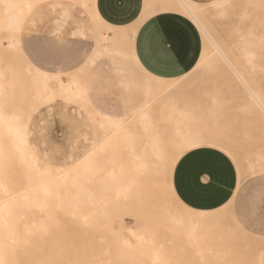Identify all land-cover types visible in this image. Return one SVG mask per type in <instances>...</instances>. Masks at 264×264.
<instances>
[{"label":"rangeland","instance_id":"374dc122","mask_svg":"<svg viewBox=\"0 0 264 264\" xmlns=\"http://www.w3.org/2000/svg\"><path fill=\"white\" fill-rule=\"evenodd\" d=\"M75 1L28 0L29 5H34L29 8L28 3L20 0L11 11L14 13L18 8L22 10L21 5L25 6L22 10L25 13L24 20L16 30L9 25L11 13L7 11L5 0H0L1 51L3 47V54L0 51V113H5L27 127L30 149L35 153V167H38L37 170L34 169L32 164L34 159L30 160V157L25 161L15 160L9 138L7 139L9 135L0 132V139L5 142L4 149L0 150V175L3 178L0 184L3 182L11 189L5 192L0 186V208L7 204V201L23 200L26 193L39 190L40 186L49 182L62 183L58 188L59 196L31 195L32 198L34 196V199L40 200L37 202L39 207L36 205L25 208L31 209L29 212L23 208L22 212L20 209L25 215L15 217L16 219L13 217L14 221L11 213L8 219H11L10 222L13 221L12 229L2 224L4 213L0 210V244L3 243L0 245V256L4 257L2 259L0 257V264H76L81 250L85 247L93 250L86 253L88 254L86 263L111 264L119 261L116 256L119 254L117 248H121L116 240L118 237L120 240L128 239L131 243V247L123 248L122 255L135 256L133 260L127 256L126 261L124 257L125 262L138 264L140 261L139 264H149L138 231L142 232L145 224L153 223H157L158 227L161 223L166 233V247L170 245L168 246L170 249L165 247L163 251L166 257L170 255L165 264H264V169L261 168L264 164V124L248 107L245 88L237 84L228 71L212 63L210 55L204 53V44L194 28L174 17L177 20L176 29L181 34L180 44L189 67L184 76L173 81L174 86L165 94L153 96L151 94L153 85L149 82L150 91L146 102L149 101L153 122L165 136V150L169 154V159L164 167L153 166L154 169L147 172L141 170L140 156L129 154L127 148L121 146L112 149L111 142H120L119 130L114 133L117 134L113 140L112 131L108 133L105 131L107 124L96 121L101 117L99 112L89 105L83 107L79 99H65L63 92L59 90L61 88L59 80L68 83L76 75L88 87L89 103L104 110L122 113L125 111V104L135 105L142 100L138 91H130L131 89L125 86L124 81L127 78L124 72L118 69L124 66L135 79L145 77L133 63L126 41L121 39L117 42V49L121 53H97L96 48L111 46V36L114 32L97 33L98 28L84 12L85 9L80 5L81 0ZM195 1L202 9L207 10L204 20L214 36L216 35L215 38L229 48L233 58H236L240 65L244 63V57L236 48V44L248 45L255 50L256 65L248 70L250 74L247 77L251 85L261 92L264 100V0H226L223 14L215 10L211 0ZM146 2L154 11L153 4L158 3L161 6L160 11H169L171 14L177 11L174 3L168 0ZM62 4H74V9L68 24L59 29L55 18ZM82 24L86 35L73 34L75 28ZM11 43L16 44L15 47ZM17 45L23 52L17 49ZM40 70L46 74H42ZM44 75L48 76L47 84L56 93L55 98L50 91L46 93L40 79L45 77ZM162 99L179 103L195 114L193 124L208 140L203 141L200 146L217 147L234 160L237 168L242 166L244 173L232 204L228 202L218 210L219 219L223 222L222 228L216 222L200 225L196 210L186 206L174 192L172 184L174 167L178 159L192 148L184 150L183 154L177 156L181 148L174 144L173 135L170 133L173 131V123L160 115ZM137 110L136 108L127 113L122 125L129 123L131 126L135 125L132 122L138 116L135 115ZM91 111L96 114H92ZM138 126L136 132L139 134L133 135L138 136L136 139L139 143L133 150L135 153H143L142 144L147 140V132L141 123ZM168 136L172 138L169 139ZM112 152L115 154H110ZM119 158L123 161V177L112 179L110 159ZM88 161L103 166V169L86 174L80 172V167ZM251 167L254 169L253 174L247 172ZM48 168L51 169L49 171H53L50 172L51 178L46 176L49 174ZM155 168L157 172H154ZM151 172L155 175L153 176ZM129 182L132 185L127 186ZM117 191L124 192L116 194ZM44 200L47 201L45 204ZM71 204H77L79 207ZM111 204L115 205L114 208ZM106 205L110 207L108 210L105 209ZM73 206L78 209L74 210L75 213L88 211L86 220H90L89 216L93 217L96 214L95 217H98V213L100 217L102 210L109 212L106 213L109 228L106 231L102 228L96 229L94 236L93 234L91 236L94 230L89 228L90 224L87 221L81 219L87 224L81 222V226L84 224L82 228L78 226L80 220L74 219L73 216L76 214L72 211L75 209ZM91 207L94 209L93 213ZM40 208L42 212L37 211L41 210ZM162 208L181 215L183 224L181 228H184V231L188 230V233L193 232L192 235L195 236L200 250L196 251L194 245L190 246L189 243L183 242L186 238L183 232L172 233L173 225L167 220ZM140 209L146 211V213L143 211L145 217L142 213H137L142 212ZM156 209L161 215L158 213L155 215ZM49 210L51 214L48 213ZM69 211H72L73 215H70ZM229 211L235 213L234 220L238 224L230 217ZM85 228L91 232L87 234ZM82 233L89 239L93 237L91 245L87 246L91 241ZM79 236L85 237V244L84 239ZM204 246L209 248L210 255L206 257L202 256ZM221 248L223 252L219 251ZM97 253L110 259L98 262Z\"/></svg>","mask_w":264,"mask_h":264},{"label":"bare ground","instance_id":"6f19581e","mask_svg":"<svg viewBox=\"0 0 264 264\" xmlns=\"http://www.w3.org/2000/svg\"><path fill=\"white\" fill-rule=\"evenodd\" d=\"M19 1L20 0H5V2L7 4L6 5L7 6V11H10V13H11L10 19H9V25H10V27L16 28V30L18 28H20L21 22H22V20H24L23 18L25 16L24 15L25 13L22 11V10H24V7L25 6L23 7L22 5L20 7V8H22V10L19 9V8H18L19 9L18 10L16 8L17 9L15 11L16 13L15 12L14 13L11 12V11H13L14 7L17 4H19ZM24 1H25V3H28V0H24ZM35 1H38V0H35ZM168 1L170 3H174V5H175V7L177 9V11L175 13L173 12L172 15L177 20L182 21L186 25H188L189 27L194 28V30L197 33L199 39L204 44V46H203L204 47V53L210 55V58H211L212 63L217 64L222 69L228 71V73L230 74V77L233 80H235L237 82V84H239L240 86H243L245 88L244 91H245V96L247 97L246 99H247V102H248V107L257 116H259L260 120L264 124V100L262 98L261 92L258 89H255L251 85V83H250V81L248 80V77H247L250 74L248 70L254 68L255 65H256L255 64V58H256V52H255V50L252 49L248 45L236 44V48L239 50V52L244 57V63L242 65H240L237 62L236 58H233V56H232L231 51L229 50V48H227L226 46H224L223 43H221L218 39L215 38L216 35L214 36V34L212 33V31L210 30V28L206 24V22L204 20L205 14L207 13V10L206 9H202L201 6L198 5L195 0H168ZM21 2H23V1H21ZM208 2H209V0H208ZM210 2H211L212 6L215 8V10L218 13H220V14L222 13L223 14V12H225L224 11V7H225V4L227 3L226 0H211ZM29 4H30V2L28 3V5ZM84 5H85V3H84ZM30 6H34V5H29V8H30ZM92 7H93V5H92ZM91 8L89 10H91ZM94 12H93L94 17H97L96 13H94ZM28 13H29V9H28ZM154 13H157V11H154L151 8V6L145 0L144 1V7H143V10H142V13H141L140 17L138 18V20L136 22H134L130 26V34H135V32L138 29V27L147 18H149ZM6 27L8 28V26H6ZM2 28H4V27H2ZM12 43H14L13 40H12ZM12 45H14V47H15L16 44H12ZM18 45L16 47H18ZM9 49H11V48H9ZM17 49H19V47ZM20 49H21V47H20ZM0 51H1V49H0ZM20 51H22V49ZM2 52H3V47H2L1 53ZM22 52H21V54H24ZM11 56H12V58H14L12 54H11ZM18 56H19V54H18ZM23 57H25V54H24ZM26 60L28 61L27 58H26ZM28 64H30V63H28ZM40 72H42V70H40ZM43 72H42V74H46V73H43ZM48 74L50 75V73H47V75ZM47 75H44L45 77H40V79H41V81L43 83L44 88L46 89V93H48L50 91V93L52 94V96L55 98V94L56 93L53 90H51L50 87H49V85L47 84V80H49L47 78L48 77ZM68 80H70V79H68ZM175 80H177V79H160L159 77L157 78L156 76L155 77L151 76V77H149L147 79V82L152 83L153 87L151 89V94L153 96L157 97L160 94L162 95V94H165L167 91H170L171 88L174 86L173 81H175ZM59 81L61 83V85H60L61 88L59 90H61V92H63V96L65 97V99H79L82 102L83 107H85V106L88 107V103L86 102V100L84 98L83 91H82L81 84H80V81L78 79V76H76V75L73 76L72 79L68 83H66V81L64 82V80H59ZM148 105H149V101L148 102H145L144 105L139 110H137V114H135V115H138V116H137V118L135 120H133L132 123L135 124L133 126H131L130 123L129 124L122 125V123L125 121V118L126 117H120V118L110 117V116H107V115H104V114H101L100 113L101 114L100 119H97V120L94 119L96 121H99L101 124H107L105 131H106V133H108V131L109 132L112 131L111 136L115 132H117V130H119L121 132L119 134L120 135V138L118 137L120 139V142L113 141L115 139V135L117 133L113 135L114 138L112 137L113 140H111V141H113V142H111L112 149L116 148V146H121L123 148H127L129 154H133L134 156H140L139 166H140L141 170L146 171V172L147 171H150V170H153L154 169L153 166L163 165V167H164V164L167 165L166 162H168V159H169V154L165 150V142H164L165 141V136L162 135V132L159 130V127L153 122L152 113H151V110L149 109V106ZM91 113L92 114H96V113H94V111H91ZM160 115L163 116V117H166L168 120L172 121V123H173V131L171 130L172 132H170V133H172V135H173L174 144L178 146V147L177 146L176 147L177 148H181V151H178L177 156L178 155L180 156L181 154H183L184 150H187L189 148H194V147L200 146L203 141L208 142L207 137L203 136L202 135V131L200 129H198L195 124H193V119L195 117V114L191 110H189L187 107H185L183 105H180L179 103H173V101H171V100H167L166 101L165 99H162L161 100V103H160ZM157 122H159V121H157ZM140 123L143 126V128L146 129V132H147V137L146 138H147V140L145 141V143L142 144V146L144 148L143 153H135L134 150H133V147H135V145L138 144L139 142L136 139L138 136L135 137V135H133V134L137 133L136 131H137L138 127H139L138 124H140ZM196 123H199V122H196ZM168 130H169V128H168ZM1 131L4 132V133H6L7 135H9V137H7V139L9 138L8 139L9 140V145L13 149V153H14V156H15L14 159L15 160H17V161L24 160L25 161L27 159V157H30V160H31V158H33V159L35 158V156H34L35 153L33 151H31V149H30V144H29L28 135H27V127L25 125L17 123L10 116L9 117L6 116L5 113H0V132ZM137 134H139V133H137ZM4 136H5V134H4ZM171 138L169 137V139H171ZM116 140H117V138H116ZM4 143H5L4 140L0 139V150H3L4 149V147H5V144ZM172 143H170V145ZM175 145H173V146L175 147ZM110 154H115V153L112 152ZM90 161L86 162L83 166H81L80 169H79V171L82 172V173H84V174H86L88 172H95V171L98 172L99 170L103 169V166H98L93 161L92 162H90ZM110 162L112 163V168H110V170L112 171L111 178L112 179H117V178L121 179L123 177L122 176V172H123V165H122L123 164L122 163L123 161H122V158L112 159V160L110 159ZM32 164L34 165V169L37 170L38 167H35L36 166L35 159H34V163H32ZM248 164H250V163H248ZM248 164H247V166H248ZM16 166H17V163H16ZM262 166H261V168L263 170L264 169V164H262ZM18 170H19V167H18ZM49 170H51V169L48 168L49 174H47L46 176H48L49 178H51L50 172H53V171H49ZM156 170L157 169L155 168L154 172H157ZM247 172L253 174L254 173V169L251 167V168L248 169ZM151 173H153V172H151ZM151 173H149V174H151ZM238 173H239V183H240V179H241V177L243 176V173H244L243 172V169H242V166H239L238 167ZM84 174L83 175L81 174V175L83 177H87ZM154 175L155 174L153 173V176ZM156 176L158 177L157 173H156ZM35 178H36V176H35ZM2 179L3 178L0 175V181ZM50 184H51V182H49V184L44 185L42 187L40 186L39 187L40 188L39 190H35V191L34 190L33 191L31 190V192L29 191L28 193L25 194V198L23 200H20V199H14L13 201H7L6 200L7 201V204L4 202L5 205L4 206H1L2 209L0 208V210H3V213H4L3 216H2V224L4 226H7L10 229H12L13 226H11V225H12V223L14 221V218L15 217L17 218L18 216H22V214H24V213H21L20 212L22 210V208L23 209H25V208H32V207L36 206L37 205V202L40 201V200L39 199H34V196L32 198L31 195H35V196L49 195V197H51L50 194H54L55 196H57L59 194L58 188L62 185V183H55V184H51V185ZM126 185L129 186V185H132V183L129 182ZM0 186H2V190H4L5 192L11 191L10 187H8L3 182L0 184ZM238 186H239V184H238ZM36 189H37V187H36ZM123 192L124 191H117L116 194H122ZM15 193H17V192H15ZM114 193H111V194H114ZM233 199H234V196L229 201V204H232ZM104 201H106V200H104ZM45 202H47V201L44 200V204H45ZM113 202H115V201H113ZM135 202L138 203L139 201H135ZM147 202H148V200H147ZM152 203L153 202L151 201V204ZM88 204H89V202H88ZM107 204H108V202H107ZM131 204H132V202H131ZM59 205H60V203H59ZM71 205H76L75 207L78 206L77 204H71ZM93 205H95V204H93ZM111 206H113V208H114L115 205H112L111 204ZM138 206H139V204H138ZM81 207H82V209H84L83 206H81ZM92 207H91V212H92V210L94 211V209H92ZM50 208H52L51 205H50ZM108 208H110V207H107V205H106L105 209L108 210ZM163 208H165V207H163ZM42 209H43V211L45 210L44 207ZM42 209L41 210H37V211L42 212ZM102 209H104V207ZM150 209H152V208H150ZM25 210H28L27 212H29L31 209L30 210L29 209H25ZM50 210L48 211V213L50 212ZM74 210H78V209L75 208V209L72 210L74 212V214H76V215L73 216L74 219L75 220H78V221L80 220L78 226H80L82 228V226L84 224H82V226H81L80 223L81 222L85 223V221H87L90 224V225L88 224L90 226L89 228L91 230H94V232L92 231L91 236H92V234L94 236V233L96 232L95 231L96 229L102 228V229H105V231H106L109 228V223H108L107 214H106V213H109V212H107L106 210H105L106 212H104L103 210L101 211L102 213H101V216L100 217H99V213H98V217H95L97 214L96 215H93V217L92 216H89V217H91L90 220H86L85 219V216L87 217V215L89 214L88 211L87 212H84V211L83 212L82 211L80 212V211H78L77 213H75ZM121 210H124V208H121ZM140 210H142V212L141 211H138L137 213H142L143 214V211H145L144 209H140ZM163 210L165 211V216L167 217V220L170 223H172V225H173V229L174 230L172 231V233L173 234H178L179 232L180 233L183 232L186 235V238H185V240L183 242H186L187 244L189 243V245L190 244L194 245L197 248L196 251L200 250L199 244L195 241V236L192 235V233H193V232H191L192 231V228L190 229V232L191 233H188L189 232L188 230L184 231V228L183 229L181 228L182 225H183L182 224V217H181V215L176 214V213H173V212L169 211L168 209H163ZM218 210H219V208L218 209H214V210H209V211L196 210L197 215H198V219H197L198 223L200 225H207L209 222L210 223H215L216 222V224L218 226L220 225L221 228H222L223 222H222V220L219 219ZM54 211H56V210H54ZM22 212H23V210H22ZM65 212H67V210ZM71 212L69 211L70 215H73V214H71ZM148 212H149V210H148ZM155 212H156L155 215H157V213H158L157 212V209H156ZM116 213H118V212L116 211ZM116 213H114V214H116ZM144 213H146V211ZM10 214H11L12 218L14 217L13 218V221H11V222H10L11 219L10 220L8 219L9 216H10ZM49 214H51V213H49ZM158 214H160V212ZM229 215H230V217L233 220L234 219L236 220L234 213H232V212L229 211ZM75 216H76V218H75ZM82 216H84V218ZM145 216H146V214H145ZM145 216L143 214V217H145ZM110 217L112 219V216H110ZM96 218H97V220H96ZM71 219L72 218H69V220H71ZM81 219H84L85 221H83ZM101 220H103V221H101ZM75 222L77 223V221H74V223ZM235 223H237V221H235ZM64 224L65 223H63V225ZM85 224H87V223H85ZM196 226H198V224ZM65 227H67V226H65ZM159 227L157 226V223L156 224L153 223L151 225L145 224L144 227H143L144 230L142 232H139L138 231V237H140V242L142 243L143 247L145 248L144 250L146 251V259H148L150 261L149 264H165V260L167 259V257L168 256L170 257V255H168L167 257L165 255H163V251L165 250V247H166V240H167V238H166L165 230L163 229V226H161V223H160V226ZM198 227H196V228L198 229ZM86 230H87V234H88V232H91V230L88 231L89 229H86ZM11 231H13V230H11ZM193 231H194V228H193ZM82 234L84 235V233H82ZM58 236H60V234ZM84 236H79V237H82L84 239L83 241H84V244H85V237L86 236L85 237ZM82 238H80V239H82ZM87 238L89 239V237H86V239ZM99 238H101V237H99ZM91 239L93 240V237H91L89 239L91 241V243L88 242V240H86V242H88L87 243V246H89L88 244H90V245L92 244L93 241ZM116 240L119 243V246L121 247V248H117V250L119 251V254L116 255V256L119 259V261L118 262L117 261L116 262H113L111 264H131V263H129L130 262L129 260H127V261H129L128 263L125 262L126 259H127V256L129 257V255H126V257L124 255H122V252H124V249H123L124 247H128V248L131 247L130 241L128 239H123V238H122V240H120L119 237L116 238ZM4 243H5V241H4ZM2 244H0V245H2ZM138 244H140V243H138ZM83 246H82V248H83ZM98 246L100 247V245H98ZM168 246H170V245H168ZM59 247H61V246H59ZM167 247H166V249H167ZM168 248L170 249V247H168ZM3 249H4V247H3ZM203 249L204 250H202V253H203L202 256L206 257V256L210 255L208 253V251H209L208 246H204ZM7 250H10V249H7ZM88 250H89L88 247H85V248H83L81 250L80 258H79L78 261L76 259V261H77L76 264H87V263L88 264H91L89 262L86 263V260L88 259V257H87L88 254H86V253H90V251H93V250H89V252H88ZM105 250H107L106 247H105ZM130 250H133V249H130ZM142 251H143V249H142ZM167 251L170 252V250H167ZM219 251L220 252H223L222 248ZM136 252H137V250H136ZM100 253H102V251ZM100 253H97V255H98L99 258L97 257V255H95L96 258H98V262H101V261H105V260L110 259V258H104V257H102V255ZM116 256H115V258H116ZM2 257H1V259H2ZM124 257H125V261H124ZM143 257H144V255H143ZM132 258L134 259L135 256H132L131 255V257H129L128 259H132ZM139 262H138V264H139ZM133 263H135V262H132V264ZM108 264H110V263H108Z\"/></svg>","mask_w":264,"mask_h":264},{"label":"crops","instance_id":"0c3cea01","mask_svg":"<svg viewBox=\"0 0 264 264\" xmlns=\"http://www.w3.org/2000/svg\"><path fill=\"white\" fill-rule=\"evenodd\" d=\"M144 1L91 0L89 2L81 0V6L86 10L84 12L98 27L97 33L114 32L111 36V46L104 45L101 49L96 48V52L121 53L117 49V42L121 39L125 40L133 63L145 75L143 79H135L124 66L118 68L127 78L124 81L125 86L130 88V91H138L142 96L141 102L135 105L127 104V106L124 103L125 111L122 113L104 110L98 105L89 103L88 87L78 77L86 102L101 114L117 118L125 117L136 108L139 110L146 102L150 91V85L147 82L149 77L178 79L188 71L189 64L180 44L181 34L176 29L177 20L169 11H160V3L153 4L157 13L147 18L135 34H130V26L140 17ZM59 7L55 22L60 29L65 27L72 18L74 4H62ZM90 8L92 11L89 10ZM93 12L97 17H94ZM84 30L83 24L78 25L73 34L85 36ZM172 184L175 194L186 206L195 210H214L227 204L233 196L235 197L239 184L238 168L234 160L224 151L211 145H202L186 151L178 159L173 170Z\"/></svg>","mask_w":264,"mask_h":264}]
</instances>
